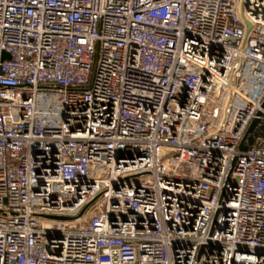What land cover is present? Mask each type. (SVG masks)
Here are the masks:
<instances>
[{
  "label": "built area",
  "instance_id": "obj_1",
  "mask_svg": "<svg viewBox=\"0 0 264 264\" xmlns=\"http://www.w3.org/2000/svg\"><path fill=\"white\" fill-rule=\"evenodd\" d=\"M0 50V264H264V0H0Z\"/></svg>",
  "mask_w": 264,
  "mask_h": 264
},
{
  "label": "water",
  "instance_id": "obj_2",
  "mask_svg": "<svg viewBox=\"0 0 264 264\" xmlns=\"http://www.w3.org/2000/svg\"><path fill=\"white\" fill-rule=\"evenodd\" d=\"M10 59V54L7 53L6 51H1L0 50V60H7ZM259 120L256 119L253 121V123L251 124L250 128H249V132H252L254 130V128L258 125ZM249 143L252 144L253 143V137H249ZM246 145L243 143L241 145V149H246ZM90 204H88L82 211L81 214L86 210V208L89 206ZM52 218H56V219H70L69 217H59V216H52Z\"/></svg>",
  "mask_w": 264,
  "mask_h": 264
}]
</instances>
